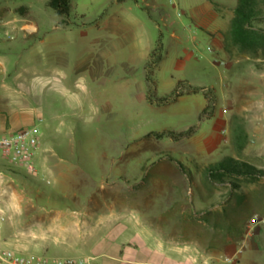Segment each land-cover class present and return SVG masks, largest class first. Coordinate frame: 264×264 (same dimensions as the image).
I'll return each instance as SVG.
<instances>
[{"label":"rangeland","instance_id":"1","mask_svg":"<svg viewBox=\"0 0 264 264\" xmlns=\"http://www.w3.org/2000/svg\"><path fill=\"white\" fill-rule=\"evenodd\" d=\"M70 1L59 17L47 0H0L59 40L35 172L0 159V248L91 264H225L242 248L239 264H264V178L207 180L227 159L264 171V47L227 38L237 0ZM23 35L0 27V57L22 60L6 47ZM179 82L209 93L205 115L202 93L157 106Z\"/></svg>","mask_w":264,"mask_h":264},{"label":"crops","instance_id":"2","mask_svg":"<svg viewBox=\"0 0 264 264\" xmlns=\"http://www.w3.org/2000/svg\"><path fill=\"white\" fill-rule=\"evenodd\" d=\"M21 6L27 8L26 15H28L30 8L25 5ZM210 9L211 4L203 9L201 14L209 13ZM0 27L24 32L22 37H10V41L13 42L6 47L7 51L20 50L22 60L11 64L7 58L0 57V136L14 133L23 128L36 127L39 130L45 115L44 95L50 88L47 85L58 73L57 66L59 64L56 63L58 37L50 33L38 35L35 25L8 15L0 14ZM8 34V31L4 32L5 36ZM32 37L34 38L32 39ZM186 85L187 88L193 87L190 84ZM53 91V96L50 94V101L55 103L56 88ZM188 96L193 95L181 96L179 100ZM96 218L91 216L85 225L93 227ZM73 220V223H79L78 220L74 218ZM116 253L117 255L120 253L119 249L116 250Z\"/></svg>","mask_w":264,"mask_h":264},{"label":"trees","instance_id":"3","mask_svg":"<svg viewBox=\"0 0 264 264\" xmlns=\"http://www.w3.org/2000/svg\"><path fill=\"white\" fill-rule=\"evenodd\" d=\"M262 0H237L236 5L232 9L233 17L230 20V26L227 38L242 48L254 49L258 45L264 47V34L256 30L252 22L260 15L259 3ZM46 6L51 8L59 17L67 16L71 12L72 6L70 0H47ZM18 14L25 16L27 8L20 6ZM155 51L151 53V57L155 55ZM181 82L177 83L176 88L170 95L159 99L156 104L168 105L175 103L179 97L184 95H195L201 92L207 102V105L202 110V115H205L210 108L209 93L204 92V89L194 87H186L184 93L178 92ZM151 102V100H149ZM212 115V114H211ZM194 133L193 129L186 132L174 134L172 132H164L163 135H168L169 138L179 141L190 137ZM226 177H237L259 181L264 178V171H257L250 165L243 162H236L232 159H227L221 163L211 166L207 170V180L215 185H221Z\"/></svg>","mask_w":264,"mask_h":264},{"label":"built area","instance_id":"4","mask_svg":"<svg viewBox=\"0 0 264 264\" xmlns=\"http://www.w3.org/2000/svg\"><path fill=\"white\" fill-rule=\"evenodd\" d=\"M208 50V49H207ZM209 51V50H208ZM36 127L23 128L11 134L0 136V159H7L14 165L25 167L30 172H35L31 160L37 156ZM3 211L0 208V220ZM257 224L255 219L250 221V226ZM242 248L237 249L231 256L223 259L225 264H239ZM0 264H91L89 259H43L29 257L14 253L8 249L0 248Z\"/></svg>","mask_w":264,"mask_h":264}]
</instances>
